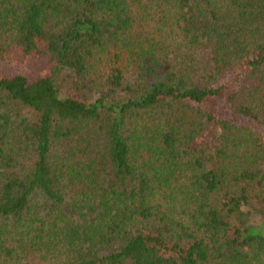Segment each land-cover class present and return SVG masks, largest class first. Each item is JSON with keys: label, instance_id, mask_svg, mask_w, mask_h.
I'll list each match as a JSON object with an SVG mask.
<instances>
[{"label": "trees", "instance_id": "16d2710c", "mask_svg": "<svg viewBox=\"0 0 264 264\" xmlns=\"http://www.w3.org/2000/svg\"><path fill=\"white\" fill-rule=\"evenodd\" d=\"M0 264H264V0H0Z\"/></svg>", "mask_w": 264, "mask_h": 264}, {"label": "rangeland", "instance_id": "374dc122", "mask_svg": "<svg viewBox=\"0 0 264 264\" xmlns=\"http://www.w3.org/2000/svg\"><path fill=\"white\" fill-rule=\"evenodd\" d=\"M145 32H149V28H146L145 31H144V33ZM142 33H143V31H142ZM149 39L150 38H148V40ZM43 69H44L43 63L40 60L31 57L28 60H26L25 63H23V64H21V63L14 64L13 66L7 68V70H5L3 72L9 73V71H11L12 73H23V74H25L28 77V79L30 81H33V80L36 79L37 75L40 74L43 71ZM213 110H214V113L217 116L222 115V116L228 117L230 119L232 118L225 111V109H224V102L220 98L214 104ZM231 120L233 122H235L236 124H239L241 126H246V123L242 119H238L237 120L236 118L233 117Z\"/></svg>", "mask_w": 264, "mask_h": 264}]
</instances>
